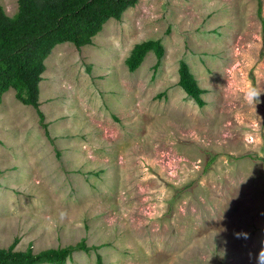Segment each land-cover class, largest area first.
I'll use <instances>...</instances> for the list:
<instances>
[{"label": "rangeland", "instance_id": "obj_1", "mask_svg": "<svg viewBox=\"0 0 264 264\" xmlns=\"http://www.w3.org/2000/svg\"><path fill=\"white\" fill-rule=\"evenodd\" d=\"M0 5L18 11L17 0ZM262 19L264 0H140L93 45H58L40 84L45 119L15 89L0 106V247L85 240L90 253L67 264H254L264 94L251 105L245 93L264 92ZM150 40L165 48L160 66L150 53L129 72ZM182 62L204 108L179 86Z\"/></svg>", "mask_w": 264, "mask_h": 264}, {"label": "trees", "instance_id": "obj_2", "mask_svg": "<svg viewBox=\"0 0 264 264\" xmlns=\"http://www.w3.org/2000/svg\"><path fill=\"white\" fill-rule=\"evenodd\" d=\"M139 1L17 0L18 11L13 17L0 5V106L4 94L15 89L17 100L37 109L44 120L45 115L39 110L40 84L47 69L45 62L53 50L66 43L78 49L93 45V38L102 32L108 21H121L123 14L135 8ZM150 53L156 55L155 69H158L165 48L160 40H150L132 49L126 59L129 72H136ZM179 76V86L197 106L204 108L205 90L199 86L188 64L181 63ZM19 243L17 238L8 248L0 247V264H67L75 253L88 255L91 251L85 240L76 246L48 249L38 254L34 253L32 245L25 251L16 250Z\"/></svg>", "mask_w": 264, "mask_h": 264}, {"label": "clouds", "instance_id": "obj_3", "mask_svg": "<svg viewBox=\"0 0 264 264\" xmlns=\"http://www.w3.org/2000/svg\"><path fill=\"white\" fill-rule=\"evenodd\" d=\"M262 94H264V92L252 89L245 93V101L251 105H257L262 102L260 100V96ZM233 235L236 239H247L250 236V234L246 232H234ZM249 259L253 261L254 264H264V247H262L260 251L255 255L249 253Z\"/></svg>", "mask_w": 264, "mask_h": 264}]
</instances>
